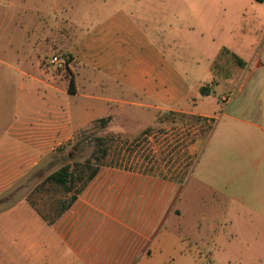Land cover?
I'll return each instance as SVG.
<instances>
[{
    "label": "crops",
    "instance_id": "0c3cea01",
    "mask_svg": "<svg viewBox=\"0 0 264 264\" xmlns=\"http://www.w3.org/2000/svg\"><path fill=\"white\" fill-rule=\"evenodd\" d=\"M252 3L258 6L251 8L254 20L246 18L242 28L257 40L245 42L246 52L222 46L209 57L206 81L193 86L184 80L180 56L172 54L161 37L148 34L151 38L141 42L140 52L129 48L132 34L127 31L162 28L158 7L138 10L127 5L99 21L97 28L107 29L112 37L104 53L97 32L92 38L79 37L75 48L82 64L72 76L74 85L83 80L78 72L83 70L91 79L90 88L95 91L97 86L114 105L134 103L116 96L123 86L139 90L138 97L146 103H137L147 110L142 117L149 123L158 111L171 110L209 120L210 132L185 182L145 166H100L52 224L28 202L7 211L0 206V264H20V254L21 264H264V12L259 8L264 0ZM18 10L22 24L29 21L31 27L14 40L12 55L0 37V205L5 164L12 158L22 165L43 155L41 143L52 136L45 126L62 116L66 123L68 108L36 99V84L52 94L50 83L38 79L37 70L26 64L36 57L38 11L36 6ZM9 61L22 63L13 67L23 82L18 114L5 130L3 65ZM219 76L218 83L214 79ZM208 84L234 96L225 105H199L210 94ZM75 106L76 111L89 109L86 113L93 119L103 105ZM196 204L204 205V211H196ZM200 216L205 226L193 231Z\"/></svg>",
    "mask_w": 264,
    "mask_h": 264
},
{
    "label": "rangeland",
    "instance_id": "374dc122",
    "mask_svg": "<svg viewBox=\"0 0 264 264\" xmlns=\"http://www.w3.org/2000/svg\"><path fill=\"white\" fill-rule=\"evenodd\" d=\"M127 5L137 7L138 10L158 7L164 17L162 28L157 31L142 29L127 31L132 34L129 45L131 52H140L144 47L140 46L141 42L149 40L151 38L149 35L161 37L172 54L180 56L184 80L189 86L204 78L206 81V75L204 78L203 76L205 70L209 68V57L222 46L236 52H246L245 42L249 44L257 40L255 34L247 35L242 28L246 18L248 21L253 19L251 8H256L257 4L252 3V0H62V2L26 0L23 4L20 0H0V37L3 38L4 50L11 49L10 55L16 46L14 40L17 42L22 39L27 28L31 27L27 24L29 21L26 25L22 24L23 14L16 10L22 6H36L38 11L36 28L40 25L41 29L35 30V60L26 64H31L30 67L33 66V69L37 70V78H45L52 87V94L49 95L43 85L39 87H43L44 91L36 84V99L44 98L48 105L68 106L66 123L62 116L61 121L57 119V123L45 126L46 131L52 133V136L46 138L45 143H41L40 151L43 155L27 158L22 165L14 163L16 159L13 161L12 158L9 159L11 164H5V188L3 202L0 205L5 211L21 202H28L31 205L32 200L37 208L47 213L48 204L54 208L60 199L70 197L71 192L66 194L48 185L38 191L34 190L61 166L73 165L89 158L96 148V137H103L109 149L108 155L99 163L100 166L125 168L145 166L148 171L154 170L156 173L181 181L187 180L210 132L209 120L206 122L205 118L200 116L162 110L157 112V119L149 123V120L146 121L142 117L147 110L137 103H146L145 98L140 95L138 97L139 90L123 86L122 94L118 92L116 96L134 103L114 105L106 99L107 94L101 93L97 86L95 91L90 88L91 79L83 70L78 71L80 80H83L79 86L74 85L75 93L69 91L70 80L72 76L75 77L77 64H80V68L82 64L75 48L79 37L85 34V37L92 38V32H97L98 37H102L98 43L102 44L101 51H106L112 37L107 29L97 28L98 22L107 20L108 16L116 11L125 10ZM259 8L261 13L264 12V6ZM53 56L67 61L69 65L65 68L54 66L50 63ZM19 64L22 63L9 61L3 65L5 130L17 116L16 104L21 102L23 77L13 67ZM219 78L220 76L214 80L219 83L221 81ZM46 85L49 87V84ZM220 90V86L219 88L215 85L210 86L209 96L200 100L199 105L228 103V96H231L232 92ZM94 104L103 106L95 111L93 119L86 113L89 109L84 108L82 111L74 109L75 105L83 108V105ZM108 117L110 120L106 123L100 121L101 118ZM193 208L196 211L200 208L201 211L198 212L204 211V205L196 204ZM24 213L22 210L20 214ZM204 226L205 220L200 216L199 226L198 224L192 226V230H203ZM20 258L21 264L24 261L23 254H20Z\"/></svg>",
    "mask_w": 264,
    "mask_h": 264
},
{
    "label": "trees",
    "instance_id": "16d2710c",
    "mask_svg": "<svg viewBox=\"0 0 264 264\" xmlns=\"http://www.w3.org/2000/svg\"><path fill=\"white\" fill-rule=\"evenodd\" d=\"M73 87L74 80L71 78L69 85L70 92H73ZM108 120H110L109 117L100 119L103 123H106ZM95 140L96 148L89 158L73 165L65 164L61 166L59 169L49 174L46 179L35 188L34 191H38L48 185L66 194L71 192V196L67 199H60L56 207L53 208V205L48 204L47 207H49V211L47 213L42 212L36 207L35 203L30 200L31 205L49 224L54 223L74 203L78 194L97 174L100 168L99 163L108 155L109 149L105 139L103 137H96ZM79 183L80 185L78 186Z\"/></svg>",
    "mask_w": 264,
    "mask_h": 264
},
{
    "label": "built area",
    "instance_id": "2783aa9c",
    "mask_svg": "<svg viewBox=\"0 0 264 264\" xmlns=\"http://www.w3.org/2000/svg\"><path fill=\"white\" fill-rule=\"evenodd\" d=\"M50 63L53 64L54 66H58L60 68H65L67 67L69 64L68 62L64 61V60H60L57 56H53L50 58ZM233 96V94L231 96H228V101L231 99V97Z\"/></svg>",
    "mask_w": 264,
    "mask_h": 264
}]
</instances>
